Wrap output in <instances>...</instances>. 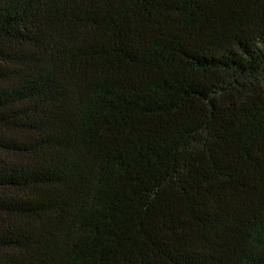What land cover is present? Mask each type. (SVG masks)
<instances>
[{"label":"trees","instance_id":"obj_1","mask_svg":"<svg viewBox=\"0 0 264 264\" xmlns=\"http://www.w3.org/2000/svg\"><path fill=\"white\" fill-rule=\"evenodd\" d=\"M0 264H264V0H0Z\"/></svg>","mask_w":264,"mask_h":264},{"label":"rangeland","instance_id":"obj_2","mask_svg":"<svg viewBox=\"0 0 264 264\" xmlns=\"http://www.w3.org/2000/svg\"><path fill=\"white\" fill-rule=\"evenodd\" d=\"M8 154L7 153H4L3 151H1V148H0V157H5L7 156Z\"/></svg>","mask_w":264,"mask_h":264}]
</instances>
